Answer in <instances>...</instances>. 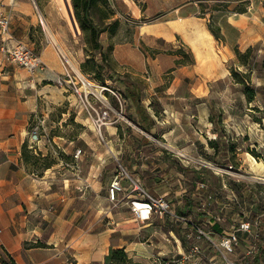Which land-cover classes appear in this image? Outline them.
Segmentation results:
<instances>
[{
	"label": "crops",
	"instance_id": "1",
	"mask_svg": "<svg viewBox=\"0 0 264 264\" xmlns=\"http://www.w3.org/2000/svg\"><path fill=\"white\" fill-rule=\"evenodd\" d=\"M0 6L11 15L13 39L34 48L46 64L32 73L8 61L0 50V254L9 252L17 264H110L112 250L123 248L131 260L128 264H163L166 259L187 252L191 247L187 225L157 215L151 219L137 217L130 201L139 192H132L127 180L123 181L125 191L119 201L109 200L108 187L120 160L149 193L174 201L178 212L199 220L201 217L196 214L204 210V224L210 223L218 233L227 230L212 210L202 206L207 196L198 190L197 183L202 179L207 182V178L201 176L189 191L182 168L188 167L186 158L175 149L180 148L187 158L192 157V148L201 156L202 151L214 154L209 145L210 133H214L210 107L207 99L200 98L209 94L211 82L224 77L220 71L226 60L218 51L230 56V46L244 44L252 32L248 21L234 14L224 15L225 24L219 23L225 36L221 44L208 20L195 15L175 21V27L166 33L148 31L157 37L165 36L168 41L181 35L195 53L194 71L190 65L178 66V56L167 57L166 66L159 57L144 58L138 65L131 63L133 69L119 74L128 79L135 93L128 97L125 94V109L133 116L124 112L125 118L105 126L100 138L77 96L56 81L63 72L58 42L40 32L32 0H0ZM231 30L239 33L234 43ZM147 65L155 69L153 74L143 72ZM165 68H172L169 86L161 76ZM191 77L196 79L192 86L188 82ZM110 81L120 83L125 91L119 79ZM195 97L200 99L197 103ZM138 105L153 118L149 130L141 124ZM35 115L45 119L46 129L63 127L70 117L85 127L79 135L43 138L31 153L40 152L43 157L49 154L57 162L40 171L32 160H25L22 152ZM78 149L82 152L76 159ZM62 152L70 160L65 167L58 156ZM197 173L203 175L201 171ZM215 198L211 203L216 201L218 212L226 213L233 207ZM122 210L134 216L115 219L114 213ZM230 218L236 220L234 216Z\"/></svg>",
	"mask_w": 264,
	"mask_h": 264
},
{
	"label": "rangeland",
	"instance_id": "2",
	"mask_svg": "<svg viewBox=\"0 0 264 264\" xmlns=\"http://www.w3.org/2000/svg\"><path fill=\"white\" fill-rule=\"evenodd\" d=\"M36 2L38 8L34 3L33 6L39 19L40 32L43 34L45 32L52 42H58L56 46L59 53L67 54L76 67L78 66L77 70L84 72L81 64L87 59L88 54L92 53V46L87 42L86 34L81 28L79 32L75 31L73 23L63 13L58 0H36ZM240 10L244 12H239ZM73 13L76 18L74 8ZM91 13L95 21L106 29L100 34V40L107 53V61L120 74H127V70L133 69L131 63L138 65L140 61H144V58L152 60L159 57L163 59L161 63L166 66L167 57L171 56H178L180 63L176 62V64L178 66L190 65L192 71L196 62L195 53L183 42L181 35L177 34L173 41H168L165 36L157 37L148 33L153 30L166 33L169 28L181 22L184 16H200L207 19L208 24L216 26L221 22L225 24L224 15L234 14L250 23L252 32L245 37L244 44L230 46V56H226L223 50L218 51V54L226 60L220 71L224 77L211 82L209 94L200 98L208 100L209 120L213 123L214 131L210 133V139L220 141L219 154H205L202 151L203 156H201L192 148L190 153L192 157L184 161L188 167L182 166V168L185 180L189 184V191L193 190L194 183L204 176L208 183V188L202 190V193H205L204 196L215 192V200L231 203L233 207L228 208L226 213L217 211L216 201L213 205L211 203L207 206V209L214 212L217 221L221 222L224 228L229 229L245 214L253 219L258 217L260 244L264 246V66L262 65L264 59V0H94ZM41 17L45 23L41 21ZM191 30L188 27V31L191 32ZM238 37L239 33L235 30L230 31L231 42L234 43ZM218 40L221 44L222 40ZM249 41H253L251 45L256 49L255 60L257 61L250 72L249 83L259 89L255 100L250 102L247 100L242 84L235 82L231 75L233 68L239 71H249L248 67L239 65L234 51L235 45L245 50ZM223 42H225V36ZM179 49L181 52L176 54ZM127 59L129 62H126ZM251 61L253 63V59ZM165 69L167 70L161 76L165 80V85L169 86L172 68ZM143 72L153 74L155 69L152 70L147 65V71ZM201 73L209 74L208 72ZM85 74L96 80L94 73ZM188 82L192 86L196 79L191 77ZM112 84L124 91L120 83L113 82ZM200 99L193 98L195 103ZM124 112L132 118L133 114L129 109H124ZM191 119L197 120L198 118ZM89 121L92 123L90 119ZM84 128L83 124L76 123L70 117L63 123V127L58 125L46 131L42 130L41 135L44 138L59 134L79 135ZM97 135L102 138L99 132ZM156 137L161 139L160 135ZM175 150L179 155L181 149L176 148ZM58 156L63 160L62 167L70 162L65 159L63 152L58 153ZM50 159L57 162V159L51 157ZM204 161L207 165H204ZM43 162L44 160L41 159L37 165L39 171L44 170ZM120 162L125 166L122 160ZM118 164H116V169L119 167ZM178 165L181 167L180 164ZM220 168L226 171H221ZM197 171L203 172V175L198 174ZM205 214L204 210H200L199 215L196 214V216H200L201 219L199 218L196 222L207 229H213L210 223L204 224L205 220L202 215ZM230 216H234L236 220H232ZM191 244L192 240H189V245ZM207 254L212 253L207 251ZM254 260L255 262L260 261V256Z\"/></svg>",
	"mask_w": 264,
	"mask_h": 264
},
{
	"label": "built area",
	"instance_id": "3",
	"mask_svg": "<svg viewBox=\"0 0 264 264\" xmlns=\"http://www.w3.org/2000/svg\"><path fill=\"white\" fill-rule=\"evenodd\" d=\"M32 1L38 8L36 0ZM41 21L43 22L42 17ZM10 25L11 15L0 6V39L2 42L0 50L5 54L6 59L32 73L43 69L46 64L41 55L23 41L14 40ZM73 26L75 31H80L75 20ZM59 57L63 72L57 77V83L67 86L77 96L99 134L102 135L105 126L125 118L124 109L127 101L120 88L113 86L110 80H106V84H103L81 73L77 67L75 68L67 54L59 53ZM33 121L29 129V147L31 149H35L37 144L43 140L41 131L47 130L43 117L35 115ZM81 152V149L76 151V159L80 157ZM179 155L187 159V155L183 152H179ZM118 165L108 187V198L111 202L119 201L121 193L125 191L123 181L127 180L131 191L139 192V196L130 201L131 208L137 217L151 219L157 215L168 217L175 223L180 222L187 225L186 235L189 240H192L190 249L180 256L175 255L166 259L163 264H260L259 262L264 264V254L260 253V221L258 217L253 219L245 214L236 220V223L232 224L229 229L221 233L215 232L178 212L173 201L165 195L149 193L122 163ZM204 165H207L206 161H204ZM220 170L226 171L223 168ZM197 188L205 190L208 188V184L202 179L197 183ZM213 198L215 195L209 193L202 206L207 208ZM236 199L233 200L236 201ZM224 203L231 205L230 202ZM207 251L212 254H207ZM259 255L260 261L255 262L254 259Z\"/></svg>",
	"mask_w": 264,
	"mask_h": 264
},
{
	"label": "trees",
	"instance_id": "4",
	"mask_svg": "<svg viewBox=\"0 0 264 264\" xmlns=\"http://www.w3.org/2000/svg\"><path fill=\"white\" fill-rule=\"evenodd\" d=\"M73 8L76 15V20L79 24V27L86 34L87 42L92 46L91 55L88 54L87 59L81 64V68L85 73H94L96 80L103 84H106V80H120L125 85L124 95L134 96V91L131 88L130 82L128 79L121 78V75L112 68L111 64L107 61V53L104 51L103 44L100 40V34L106 29L101 27L92 16V8L94 5V0H72ZM239 12H244L240 10ZM211 32L215 35L217 39L224 40V35L221 32L220 25L209 24ZM234 51L240 66L248 67L249 71H239L235 68L231 70V75L235 82L242 84L243 91L247 97V100L254 101L259 89L254 88L250 83V72L257 62L255 56V47L250 45L245 50H242L238 45L234 46ZM181 52L177 50L176 54ZM97 56H100L99 58ZM253 59V63L251 61ZM177 63H180V60L177 59ZM253 64V65H252ZM107 65V66H105ZM264 66V59L262 62ZM82 72L83 74H85ZM107 74V75H106ZM86 75V74H85ZM138 111L140 115L141 124L144 129L149 130L150 126L154 124L153 118L147 113L146 109L138 105ZM209 145L214 148L215 155L219 154L220 150V141L218 139H210ZM233 149V147H232ZM23 156L26 161L32 160L33 164L38 165L39 161L44 158L43 168L46 169L53 165L54 160L50 159L49 154L42 156V153L33 154V149L29 147V139L25 141L22 147ZM190 205V203H188ZM134 216V213L122 210L114 213V217L117 220L127 219ZM215 226V225H214ZM260 253L264 254V246L260 245ZM260 256V255H259ZM131 260L128 258L127 253L123 248L114 249L110 254V264H128ZM0 262L2 264H17L13 255L5 251L0 254Z\"/></svg>",
	"mask_w": 264,
	"mask_h": 264
},
{
	"label": "bare ground",
	"instance_id": "5",
	"mask_svg": "<svg viewBox=\"0 0 264 264\" xmlns=\"http://www.w3.org/2000/svg\"><path fill=\"white\" fill-rule=\"evenodd\" d=\"M58 3H59V6L61 7L63 13L71 20V22L73 23L74 20L76 21L77 28H78V30H80V28L78 27V23H77L76 18H74L71 0H58ZM43 23H45L44 19H43ZM54 40L56 41V38H54Z\"/></svg>",
	"mask_w": 264,
	"mask_h": 264
}]
</instances>
